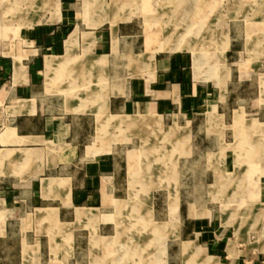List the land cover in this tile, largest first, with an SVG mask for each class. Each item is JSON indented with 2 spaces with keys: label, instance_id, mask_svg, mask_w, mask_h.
<instances>
[{
  "label": "crops",
  "instance_id": "obj_1",
  "mask_svg": "<svg viewBox=\"0 0 264 264\" xmlns=\"http://www.w3.org/2000/svg\"><path fill=\"white\" fill-rule=\"evenodd\" d=\"M52 1L26 31L37 50L0 51V264H169L189 242L209 262L264 264V81L253 115L244 91L264 70V0H148L145 16L142 0ZM221 104L226 131L207 127ZM228 151L262 176L206 165ZM191 166L208 170L196 196ZM228 174L237 196L262 190L245 228L212 223ZM242 232L261 237L252 250Z\"/></svg>",
  "mask_w": 264,
  "mask_h": 264
},
{
  "label": "rangeland",
  "instance_id": "obj_2",
  "mask_svg": "<svg viewBox=\"0 0 264 264\" xmlns=\"http://www.w3.org/2000/svg\"><path fill=\"white\" fill-rule=\"evenodd\" d=\"M46 1V6L45 7H33L32 1L31 0H0V51H6V46L5 44L7 43L8 45V51L10 52H18L19 49L22 47H25L24 45L26 44V41L28 40L26 36V31L30 27H35L36 24H33L32 22L35 23V21L38 19V14L40 11L43 10V16L45 18L43 21H47L48 17H53V11H54V2L52 0H45ZM143 3L145 2V5L141 8V12H135V14L138 15L141 14L143 16L148 15V7L147 1L148 0H142ZM64 7H61L57 4L56 7V15H64L65 12ZM230 10L229 8H222L219 12V15H227L226 17H229L228 13ZM238 10L242 11L245 10L246 8H239ZM256 9L254 10L255 14ZM142 16V17H143ZM40 17V16H39ZM223 17V16H221ZM223 25V24H222ZM147 28L150 27V24H145ZM152 26V25H151ZM26 48V47H25ZM255 57H253L254 60ZM212 74V73H211ZM229 72L227 71H222L220 72V77L222 80L226 79L227 77H233V73L231 76H228ZM250 84L247 86V88L244 90L245 94L248 96H251L254 100V104H250V107H248V110L246 111L247 115H253L257 111V107L259 103H256V100L260 94L261 88L259 86V82L264 81V70L260 71H252L246 74V76ZM244 78V75L242 76ZM207 111H209L211 114L213 112H218L220 114V118L213 120L212 122L207 123V127L212 129V127H215L217 129H221V131H226L230 129L233 125V116L231 111L229 110V107L227 105L221 104L218 109L213 111V108L211 106L206 108ZM215 115V114H212ZM254 126V125H253ZM256 128V127H255ZM256 131H260L259 128H256L253 132L255 133ZM251 138L258 140L259 136H252ZM221 155V156H220ZM220 156V157H219ZM219 157V158H218ZM224 157V159H223ZM245 156L242 158L237 159L235 156H233V152H220L218 153L217 158L214 159L212 155H209L208 157H205V163L207 165L214 164L216 161L217 164H220V168L223 171V173L226 171L228 172H234L235 173V166L233 167L234 164L241 165V168H239V171L241 174L239 175V178L243 181L245 176H249L248 173L252 176L253 171H255L257 174L256 176L259 178L261 173V168L260 167H246V161H245ZM250 158L252 160L259 159V152L256 153H251ZM215 162H214V161ZM215 163V164H216ZM200 166V165H199ZM233 167V168H232ZM211 169L212 166L210 167ZM218 169V166L216 167ZM219 168V169H220ZM190 171L192 173L191 176V182L189 184V192H191V195H197L198 191L200 192V188L196 184L197 180L200 177H203L205 174H207L208 170L207 167L204 169L197 168L194 166L190 167ZM211 171V170H209ZM220 171V172H222ZM248 171L247 174H245ZM237 172V171H236ZM245 174V175H244ZM250 176V177H251ZM262 176V175H261ZM264 176V175H263ZM206 177V176H205ZM225 177V176H224ZM223 177V178H224ZM227 177V182L228 184L225 186L224 195L221 199L216 198L210 200L211 205H216L214 208H212L211 214H212V223H217L219 224L220 222L225 224V225H233L236 227H242L245 228L250 224L255 223L257 220H259V217L257 216V209L261 207V201L258 199L260 197V187L258 186H251L250 185L247 187L246 185L241 188L243 191L240 196H237V193L235 191V182H236V177L235 174L233 175H226ZM250 177H247L248 179H251ZM231 184V185H230ZM218 193V192H217ZM220 194H217V196ZM197 203H200V201L195 198V199H190L188 200V204L190 207H194ZM175 205L173 206V214L175 215ZM175 219V216H173ZM159 220V219H158ZM175 224V221H173ZM242 235H247L246 241L250 242L249 247L252 250V247L254 244H256V241H259L261 238L257 232H242ZM193 244L189 242V244L186 245V247L181 248L178 244H174V247L172 249V252L170 255H167V260L169 261V264H217L216 262H209L207 260L206 256H208V253L203 252L202 250H195ZM193 256H198L199 258H203L204 261L201 259L200 261L202 263L197 262L194 260ZM171 261V262H170ZM224 263V262H222ZM157 264H166L164 262H157ZM168 264V263H167ZM219 264V263H218Z\"/></svg>",
  "mask_w": 264,
  "mask_h": 264
},
{
  "label": "built area",
  "instance_id": "obj_3",
  "mask_svg": "<svg viewBox=\"0 0 264 264\" xmlns=\"http://www.w3.org/2000/svg\"><path fill=\"white\" fill-rule=\"evenodd\" d=\"M24 46H25L26 48H28V47H29V48H31V47H32V48H35L34 45H33L31 42H29V40L26 41V44H25ZM35 49L37 50V48H35ZM36 53H37V52H36Z\"/></svg>",
  "mask_w": 264,
  "mask_h": 264
},
{
  "label": "bare ground",
  "instance_id": "obj_4",
  "mask_svg": "<svg viewBox=\"0 0 264 264\" xmlns=\"http://www.w3.org/2000/svg\"><path fill=\"white\" fill-rule=\"evenodd\" d=\"M241 118V117H240Z\"/></svg>",
  "mask_w": 264,
  "mask_h": 264
}]
</instances>
